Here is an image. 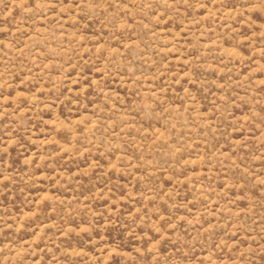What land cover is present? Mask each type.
I'll use <instances>...</instances> for the list:
<instances>
[{
  "label": "rangeland",
  "instance_id": "obj_1",
  "mask_svg": "<svg viewBox=\"0 0 264 264\" xmlns=\"http://www.w3.org/2000/svg\"><path fill=\"white\" fill-rule=\"evenodd\" d=\"M0 264H264V0H0Z\"/></svg>",
  "mask_w": 264,
  "mask_h": 264
}]
</instances>
